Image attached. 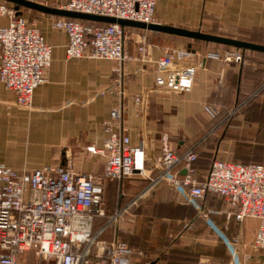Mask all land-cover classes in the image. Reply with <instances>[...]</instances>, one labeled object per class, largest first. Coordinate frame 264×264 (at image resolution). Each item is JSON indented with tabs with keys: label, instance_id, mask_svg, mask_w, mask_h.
Instances as JSON below:
<instances>
[{
	"label": "crops",
	"instance_id": "crops-1",
	"mask_svg": "<svg viewBox=\"0 0 264 264\" xmlns=\"http://www.w3.org/2000/svg\"><path fill=\"white\" fill-rule=\"evenodd\" d=\"M34 1L64 8L68 0ZM9 2L16 7V3ZM17 9L37 22L53 47V60L47 81L35 89L30 107L19 104L16 92L0 81V162L33 169L71 161L82 171L103 173L104 157L89 146L102 147L109 135L106 123L117 101L107 89L114 82L115 61L68 57V33L52 24L54 18L64 15L24 5ZM156 15L160 23L264 43V0H158ZM3 17L7 22L0 26L9 23V17L0 15V19ZM128 27L133 38L128 39V51L133 59L126 65L125 115L132 143L144 141L145 155L140 157L144 172L136 170L124 180H104L103 205L108 209L135 201L119 224L109 227L101 237L112 239L119 235L132 247L142 250L134 255L133 264H197L200 255L193 260L192 254L198 250V238L185 223L190 221L195 225V219L200 218L198 211L193 204L184 202L177 188L166 182L148 188L149 176L154 173L153 161L160 151L164 131L169 132L175 148L184 150L210 128L207 104L228 105L244 90L246 82L260 83L261 74L264 77V53H244L251 60L246 58L242 64L203 57L209 51L223 53L232 48L229 45L193 43L205 64L198 69L190 90L171 89L156 84L155 60L178 43L180 39L175 38L178 35ZM143 37L151 44V61L140 58L134 43ZM179 65L181 62L174 63L171 68ZM137 94L143 98L140 103L134 99ZM223 143V140L210 141L200 149L196 161L200 180L205 179L214 158L229 159L221 156ZM201 202L213 213L225 214L220 212L224 206L221 195L208 192ZM104 221V217L97 216L94 229L100 228ZM225 221L226 225L227 216Z\"/></svg>",
	"mask_w": 264,
	"mask_h": 264
},
{
	"label": "built area",
	"instance_id": "built-area-1",
	"mask_svg": "<svg viewBox=\"0 0 264 264\" xmlns=\"http://www.w3.org/2000/svg\"><path fill=\"white\" fill-rule=\"evenodd\" d=\"M157 1L68 0L64 8L151 23L159 22ZM0 15L10 19L8 24L0 26V81L16 92L19 104L30 107L35 89L47 81L53 47L46 41L37 22L20 13L11 2L0 1ZM52 24L68 33V57L115 61L114 82L107 89L117 101L106 123L109 135L102 147L89 146L91 151L104 157L105 168L103 173H96L82 171L71 161L33 169L0 162V264H18L19 254L25 250L36 252L37 264H133L134 255L141 254L142 250L132 247L119 235L112 239L101 237L109 227L119 224L135 201L108 209L103 205L104 180H124L136 170L144 172L140 166L141 154L145 155L144 141L132 143L125 115L128 96L126 65L133 59L128 51L129 27L119 22H89L69 16L56 17ZM140 42V58L153 60L151 44L145 37ZM200 57L198 51L185 47L167 49L155 60L156 84L190 90L198 69L205 64L203 57L244 61L243 50L234 47L223 53L209 51ZM177 62L181 65L171 68ZM134 99L140 103L143 98L137 94ZM206 110L211 118L219 114V107L214 104H207ZM216 128L210 127L184 150L175 148L169 132L164 131L148 188L162 182L174 186L184 202L193 204L199 216L225 237L223 229L212 221V210L201 202L208 192L221 195L224 206L220 212L225 213L228 220L235 218L242 222L250 216L259 219L253 246L264 250V162L216 157L205 179L197 177L198 143L211 136ZM97 216L104 217L105 221L95 230ZM227 242H231L230 238ZM199 264L212 263L202 259ZM218 264L236 263L232 259Z\"/></svg>",
	"mask_w": 264,
	"mask_h": 264
},
{
	"label": "rangeland",
	"instance_id": "rangeland-1",
	"mask_svg": "<svg viewBox=\"0 0 264 264\" xmlns=\"http://www.w3.org/2000/svg\"><path fill=\"white\" fill-rule=\"evenodd\" d=\"M6 22L7 19L5 17L0 19V24H5ZM129 33L130 39L132 37L131 28ZM175 38L180 40L171 47H185L194 50L193 43H196V46L201 43H209L213 47H225V44L220 45L215 42H205L204 40L179 35ZM140 40H134L136 46L141 43ZM229 47L240 48L230 45ZM242 50L244 51V49ZM245 53H253V51L248 49ZM259 62H256L257 66ZM260 77V83L246 82L244 90L240 93V99L235 98L228 105L218 106L219 115H221L220 119L223 120L222 126L220 129L217 127L216 131L209 137H212L210 141L214 143L219 140L220 142L224 141L221 152L222 157L242 162H264V77L262 74ZM223 129H225V133H221ZM217 217L220 220L221 217L218 215ZM200 218L202 217L200 216ZM212 221L216 222L213 218ZM228 221V224H226L228 226L225 225L226 221L221 222V225H224L223 227L218 226L216 223L218 227L223 229L226 234L225 237H221L211 223L204 218L196 225L190 224V221L185 223V226L193 228L192 232L198 238V250L192 254L193 260L200 255L197 264L202 259L212 264L232 259L235 260L236 264H264V250L253 246L254 235L260 222L259 219L250 216L246 217L241 223L234 221L233 218ZM227 237L231 241L229 244ZM234 241L237 243L234 244ZM206 249L209 253L204 251ZM37 260L38 255L34 250H25L19 254L18 264H37Z\"/></svg>",
	"mask_w": 264,
	"mask_h": 264
},
{
	"label": "water",
	"instance_id": "water-1",
	"mask_svg": "<svg viewBox=\"0 0 264 264\" xmlns=\"http://www.w3.org/2000/svg\"><path fill=\"white\" fill-rule=\"evenodd\" d=\"M9 1L16 3L17 8H19L21 5H24V6L32 7L35 9L43 10L46 12L61 14L64 16H70V17L87 19V20L104 21V22H119L126 26H134V27H140V28L154 30V31H162V32L181 35V36L190 37L194 39H200V40H204L207 42H215V43H220V44H225V45H230V46H236L244 50L250 49V50L264 51V43L255 42L252 40L235 37V36H229V35H224V34H219V33L203 31L201 29H192L188 27L170 25V24H165V23H160V22L147 23L141 20L118 18L115 16L100 15V14L70 10L66 8L46 5V4L39 3L34 0H9ZM184 172H186L185 169H184Z\"/></svg>",
	"mask_w": 264,
	"mask_h": 264
},
{
	"label": "trees",
	"instance_id": "trees-1",
	"mask_svg": "<svg viewBox=\"0 0 264 264\" xmlns=\"http://www.w3.org/2000/svg\"><path fill=\"white\" fill-rule=\"evenodd\" d=\"M83 20H85V21H89V22H94V20H87V19H83ZM205 42H207V41H205ZM247 50H248V49H247ZM245 51H246V50L243 51V55H245V54H244ZM252 51H256V52H258V53H264V51H258V50H252ZM246 58L249 59V60H251L249 57H247V56L245 55V57H244V61H245ZM244 61H242V62H240V63L244 64ZM249 70H250V69H249ZM236 98H237V99H240V98H241L240 92H239V94L237 95ZM220 118H221V115H219V114H218L216 117H214V118L210 121L209 127L217 126V127L220 129L221 126H222V122H223V120L220 119ZM211 138H212V137H209V138H207L206 140H204V141L198 143L197 150H198L199 153H200V151H201L200 149H201L206 143L210 142ZM196 141H197V140H196ZM196 141H195V142H196ZM238 161H240V160H238ZM217 215L221 217L220 220L218 219ZM211 217L214 219V221H216L215 223H217L218 226H220V227H223V226H224V225H223V226L221 225V222H225V220H226V215H225V214H217V213H213V212H211ZM201 220H202V218H201V219H200V218L195 219V221H194L195 225H196L197 223H199ZM233 220H234V219H233ZM210 227L213 229V227H212L211 225H210ZM222 241H223V240H222ZM226 247H227V246H226ZM227 250H228V248H227ZM227 250H226V252H227ZM204 251H206V252L209 253V251H208L207 249L204 250ZM228 252H229V250H228Z\"/></svg>",
	"mask_w": 264,
	"mask_h": 264
}]
</instances>
